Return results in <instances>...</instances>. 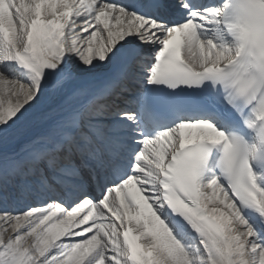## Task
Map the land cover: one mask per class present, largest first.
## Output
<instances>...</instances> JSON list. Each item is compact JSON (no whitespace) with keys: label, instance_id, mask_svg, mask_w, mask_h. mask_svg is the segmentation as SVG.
I'll use <instances>...</instances> for the list:
<instances>
[{"label":"snow or ice","instance_id":"1","mask_svg":"<svg viewBox=\"0 0 264 264\" xmlns=\"http://www.w3.org/2000/svg\"><path fill=\"white\" fill-rule=\"evenodd\" d=\"M0 264H264V0H0Z\"/></svg>","mask_w":264,"mask_h":264}]
</instances>
